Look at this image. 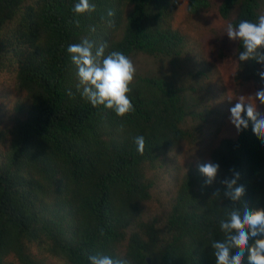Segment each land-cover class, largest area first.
<instances>
[{
	"label": "trees",
	"instance_id": "trees-1",
	"mask_svg": "<svg viewBox=\"0 0 264 264\" xmlns=\"http://www.w3.org/2000/svg\"><path fill=\"white\" fill-rule=\"evenodd\" d=\"M76 2L0 0V76H14L19 97L13 126L0 129L9 147L0 153V264H88L95 254L129 264H150L148 258L151 264H222L214 261L211 238L223 234L218 220L226 205L264 208L262 137L248 118L236 137L223 138L211 151V162L220 165L211 184L199 171L208 162L182 174L176 167L169 206L146 219L174 150L198 141L192 124L199 122V130L204 121L199 106L207 99V68L191 71L197 82L179 79L178 67L191 54L173 25L180 0H92L96 10L84 15L72 11ZM211 6V0H188L187 9L195 15ZM261 12L264 0L220 5L233 25L255 22ZM85 38L103 44L105 55L121 51L133 61V112L116 116L81 96L66 49ZM242 50L236 41V81L263 84L264 58L239 62ZM137 136L144 137L143 153ZM234 167L245 184L239 197L223 191Z\"/></svg>",
	"mask_w": 264,
	"mask_h": 264
},
{
	"label": "clouds",
	"instance_id": "clouds-1",
	"mask_svg": "<svg viewBox=\"0 0 264 264\" xmlns=\"http://www.w3.org/2000/svg\"><path fill=\"white\" fill-rule=\"evenodd\" d=\"M95 10L96 5L92 0H77L72 8L76 15ZM225 33L231 41L242 42L243 50L237 57L239 62H247L253 55L256 60L264 58V50L257 47L258 43L264 44V12L259 14L255 22L242 19L237 25L228 23ZM66 51L76 67V75L83 88L81 96L93 107L103 106L120 117L134 111L129 93L136 67L128 56L121 51H111L105 55L103 44L97 46L87 38L79 43L69 44ZM258 73L264 77V67H260ZM254 94L264 99V84L257 85ZM244 96L236 99L234 106L230 108V121L239 128L251 118L252 129L262 137L264 143V113L258 114L252 94L247 95L248 98H243ZM135 144L137 150L143 153L144 137L137 136ZM219 169L220 165L213 162L199 166V171L206 177L208 184L216 179ZM239 172L240 169L234 167L225 179L223 191L231 197H239L245 187L244 181L237 178ZM218 223L224 231L222 235L211 238L214 261L222 264H244L243 258L247 253V264H264V208L249 207L246 202H233L231 206L226 205L225 213L219 216ZM88 264H129V261L95 254L88 256Z\"/></svg>",
	"mask_w": 264,
	"mask_h": 264
},
{
	"label": "rangeland",
	"instance_id": "rangeland-1",
	"mask_svg": "<svg viewBox=\"0 0 264 264\" xmlns=\"http://www.w3.org/2000/svg\"><path fill=\"white\" fill-rule=\"evenodd\" d=\"M211 2V7L195 15L188 12V0H180L176 9L173 25L187 37V49L191 50L190 58L183 62L185 68L178 67L179 79L190 84L196 80L191 71L195 73L196 68H207L204 70L207 73L204 87H208L209 93L206 90L205 104L199 106L205 114L201 129L198 130L196 126L199 122L192 124L197 130L198 141L190 143L185 140L179 150H174L169 158L171 165L168 168L166 166L159 174L161 178L153 190L154 200L146 204V219L162 213L169 206L176 191V167H179L182 174L191 164L211 162L212 149L219 145L223 138L237 136L238 128L230 121V108L234 106L236 99L242 98L241 95L248 98L247 95L252 94L258 114L264 113V99L254 94L258 84L254 81L239 84L235 79L238 67L235 59L236 41H231L225 33L230 19H225L220 14L223 0ZM237 12L238 9H235L231 18H234ZM13 84L14 76L10 72L0 76V129L11 127L15 122V105L19 97L11 87ZM8 90L11 94L6 96ZM190 132L193 134V131ZM8 149V144L0 141V153L7 152ZM50 263L58 264L56 260H50Z\"/></svg>",
	"mask_w": 264,
	"mask_h": 264
},
{
	"label": "water",
	"instance_id": "water-1",
	"mask_svg": "<svg viewBox=\"0 0 264 264\" xmlns=\"http://www.w3.org/2000/svg\"><path fill=\"white\" fill-rule=\"evenodd\" d=\"M148 260H149V263L151 264L150 258H148Z\"/></svg>",
	"mask_w": 264,
	"mask_h": 264
}]
</instances>
